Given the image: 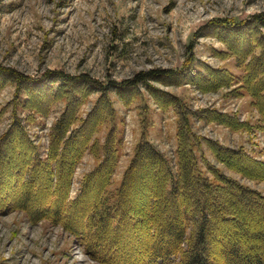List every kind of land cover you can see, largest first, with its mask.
<instances>
[{"label": "trees", "instance_id": "16d2710c", "mask_svg": "<svg viewBox=\"0 0 264 264\" xmlns=\"http://www.w3.org/2000/svg\"><path fill=\"white\" fill-rule=\"evenodd\" d=\"M214 27L241 70L239 82L228 71L204 64L201 71L186 67L190 81L201 91L237 84L258 112L256 128L264 136V13ZM175 76L173 70H152L101 85L86 75L73 78L52 72L37 83L0 67V81L15 88L13 118L0 135V214L20 211L30 221L60 226L101 264H217L218 258L223 264H264V196L224 176L197 152L204 143L217 164L253 182H264V161L192 130L195 120L232 130L247 128L246 123L216 111L188 110L177 97L148 85ZM57 80L58 85H48ZM140 84L159 108H174L179 114L176 165L145 138L152 125L143 112L142 138L112 189L123 134L115 126L108 94L114 90L127 105L138 98ZM91 90L100 95L83 114L80 109ZM54 102H61L63 109L42 155L17 111L29 112L27 121L33 122L34 115L45 117ZM107 123L110 127L100 143L96 135ZM15 139L13 146L9 142ZM87 153L97 164L84 174L71 199L73 176Z\"/></svg>", "mask_w": 264, "mask_h": 264}, {"label": "rangeland", "instance_id": "374dc122", "mask_svg": "<svg viewBox=\"0 0 264 264\" xmlns=\"http://www.w3.org/2000/svg\"><path fill=\"white\" fill-rule=\"evenodd\" d=\"M263 13L264 0H0V67L13 69L37 83L56 72L73 78L86 75L101 85L132 80L141 72L176 71L178 76L159 78L148 85L177 97L188 110L216 111L246 123L247 128L232 130L195 120L192 130L201 138L232 149L241 148L256 160L264 161V136L256 128L259 115L249 96L238 91L237 84L215 91L198 90L186 69L191 66L201 71L204 64L228 71L239 82L241 70L228 54L227 44L216 36L214 26ZM260 30L264 38V29ZM236 38L239 40V36ZM1 81L0 135L10 125L15 104L14 86ZM49 83L55 86L59 81ZM137 91L138 98L127 105L114 90L108 94L115 110V126L123 134L112 189L119 185L142 138L143 112L147 124L152 125L145 138L176 165L179 114L174 108H159L144 84L137 86ZM99 95L91 90L81 113L88 112ZM62 109L61 102H54L45 117L34 115L33 122L27 121L29 112L17 111L27 135L42 155ZM109 127L105 124L96 135L100 143ZM9 143L14 146L17 140ZM197 155H204L224 176L264 196V182L242 179L224 169L204 143ZM96 164L90 153L85 154L73 176L71 199L76 196L84 174ZM207 176L211 178L208 172ZM0 264L101 263L85 253L60 226L33 222L20 211H9L0 214ZM217 264H223L221 258Z\"/></svg>", "mask_w": 264, "mask_h": 264}, {"label": "bare ground", "instance_id": "6f19581e", "mask_svg": "<svg viewBox=\"0 0 264 264\" xmlns=\"http://www.w3.org/2000/svg\"><path fill=\"white\" fill-rule=\"evenodd\" d=\"M185 198V197H184ZM183 199V198H182ZM19 200V199H18ZM187 201V200H186ZM14 202V201H13ZM15 205H17V204H15ZM18 208V207H17Z\"/></svg>", "mask_w": 264, "mask_h": 264}]
</instances>
